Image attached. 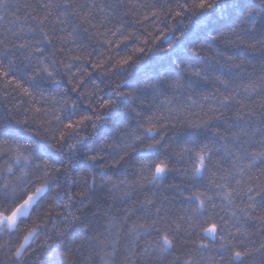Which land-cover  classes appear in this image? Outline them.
Returning <instances> with one entry per match:
<instances>
[{
	"label": "clouds",
	"instance_id": "clouds-1",
	"mask_svg": "<svg viewBox=\"0 0 264 264\" xmlns=\"http://www.w3.org/2000/svg\"><path fill=\"white\" fill-rule=\"evenodd\" d=\"M0 72V264H264V0H0Z\"/></svg>",
	"mask_w": 264,
	"mask_h": 264
},
{
	"label": "snow or ice",
	"instance_id": "snow-or-ice-1",
	"mask_svg": "<svg viewBox=\"0 0 264 264\" xmlns=\"http://www.w3.org/2000/svg\"><path fill=\"white\" fill-rule=\"evenodd\" d=\"M200 6H202V4ZM99 10L100 11H104L105 10V5L101 4ZM61 38H63V37H61ZM119 62L123 63V61H119ZM46 71H47V69H46ZM3 75H5V73L0 72V76H3ZM12 82H13L12 78H9L8 83L12 84ZM15 86L17 88H20L21 91L25 95L29 94V89L27 87H21V85L19 83H17ZM205 163H206L205 156L202 153H198L197 154V160H196V162L193 165V176H196V175L200 174L204 170ZM166 170H167V166H166L165 163H163V162L156 163L155 164L154 174L152 176L153 182H155L156 184H159L161 182L159 178L163 177V174L165 173ZM240 171H241V174H242V170H240ZM251 192H252V189H249V193H251ZM195 199H197L199 201V203L198 204H194L192 206V215L189 217L190 221H193V220L197 219V217L201 213H204L206 211V209H207V207L209 205V200H206L203 197L197 196V197H195ZM223 199L228 201L229 205L232 203V192H231V190L226 191L225 193H223ZM249 199L254 201L255 197L252 196L251 194H249ZM247 207L249 209H255L256 204L252 203V204L247 205ZM233 215H235V213H233ZM253 219L258 221L260 224H264V214L255 216V217H253ZM9 223L10 224L12 223L11 219L9 220ZM203 231L207 234V237L209 239L215 240L217 235L219 234L220 229H219V226H218L217 223L212 222V223H209L207 225V227L203 229ZM163 239H164V246L162 247L161 251L162 252H166L168 250L167 246L169 244V240H168L167 236H165ZM199 248L207 249L208 245L203 243V242H201L200 245H199ZM21 253H22V249H17L16 250V254L18 256ZM261 254H264V253H261ZM232 256H233V258H239L241 256V252L238 251V250L234 251L232 253ZM209 262H210V264H215V259L213 257H209ZM184 264H192L191 257L186 258L185 261H184Z\"/></svg>",
	"mask_w": 264,
	"mask_h": 264
}]
</instances>
